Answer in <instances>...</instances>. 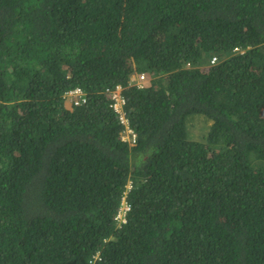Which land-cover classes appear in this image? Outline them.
<instances>
[{
    "label": "trees",
    "instance_id": "trees-1",
    "mask_svg": "<svg viewBox=\"0 0 264 264\" xmlns=\"http://www.w3.org/2000/svg\"><path fill=\"white\" fill-rule=\"evenodd\" d=\"M0 264H264V0H0Z\"/></svg>",
    "mask_w": 264,
    "mask_h": 264
},
{
    "label": "built area",
    "instance_id": "built-area-1",
    "mask_svg": "<svg viewBox=\"0 0 264 264\" xmlns=\"http://www.w3.org/2000/svg\"><path fill=\"white\" fill-rule=\"evenodd\" d=\"M214 62V58H212L211 63ZM145 80V74H140L138 76V79L136 81V86L142 87V83ZM106 96L109 99L110 103L109 106L111 107L112 111L116 114L118 122L123 125V130L121 132L120 139L122 141L127 142L128 144L133 145L135 142V133L133 132L132 128L128 125V120L125 117L124 113V105H125V99L121 92V87L119 85H116L111 88L105 89ZM64 98L73 105H81L86 102V97L82 90L78 87L68 90L64 94ZM131 184L128 182L125 185V190L123 192V195L120 199V203L116 209L114 220L117 222V224L124 223L126 220V214L129 211V204L127 203L125 199V195L130 189Z\"/></svg>",
    "mask_w": 264,
    "mask_h": 264
},
{
    "label": "rangeland",
    "instance_id": "rangeland-1",
    "mask_svg": "<svg viewBox=\"0 0 264 264\" xmlns=\"http://www.w3.org/2000/svg\"><path fill=\"white\" fill-rule=\"evenodd\" d=\"M209 120L201 114L190 115L187 118V137L192 140H201L208 130Z\"/></svg>",
    "mask_w": 264,
    "mask_h": 264
},
{
    "label": "clouds",
    "instance_id": "clouds-1",
    "mask_svg": "<svg viewBox=\"0 0 264 264\" xmlns=\"http://www.w3.org/2000/svg\"><path fill=\"white\" fill-rule=\"evenodd\" d=\"M214 58V57H213ZM212 60V59H211ZM211 60H210V63H211ZM214 60H215V58H214ZM212 64V63H211ZM142 74V73H141ZM139 76V75H138ZM138 79V78H137ZM137 81V80H136ZM145 81H147V78H146V76H145V80H144V82ZM143 82V83H144ZM142 83V87H138V86H136V82H135V86L137 87V88H143V86H144V84ZM121 92H122V89H121ZM65 94V93H64ZM64 94H63V97H64ZM86 97V96H85ZM65 99V98H64ZM124 99H125V97H124ZM66 100V99H65ZM66 102L67 103H69L67 100H66ZM109 103H110V101H109Z\"/></svg>",
    "mask_w": 264,
    "mask_h": 264
}]
</instances>
